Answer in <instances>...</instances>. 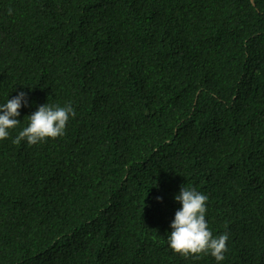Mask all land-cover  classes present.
<instances>
[{
	"label": "trees",
	"instance_id": "16d2710c",
	"mask_svg": "<svg viewBox=\"0 0 264 264\" xmlns=\"http://www.w3.org/2000/svg\"><path fill=\"white\" fill-rule=\"evenodd\" d=\"M18 91L0 264H217L168 245L184 184L220 264H264V0H0V103ZM47 102L65 134L13 143Z\"/></svg>",
	"mask_w": 264,
	"mask_h": 264
},
{
	"label": "clouds",
	"instance_id": "9594fccd",
	"mask_svg": "<svg viewBox=\"0 0 264 264\" xmlns=\"http://www.w3.org/2000/svg\"><path fill=\"white\" fill-rule=\"evenodd\" d=\"M28 94L18 91L15 96L6 98L0 103V140L9 138L10 129L20 125V109L28 106ZM75 116L70 103L63 106L49 102L37 106L36 110L27 115V125L22 127L12 142L19 144L25 141L35 145L46 138H56L65 134L67 122ZM161 199L162 197H158ZM174 199L180 203L171 221V231L168 232L169 247L185 257L198 254H210L217 264L225 260L227 252V232L213 235L206 221L208 195L191 186L182 185Z\"/></svg>",
	"mask_w": 264,
	"mask_h": 264
},
{
	"label": "water",
	"instance_id": "95a60500",
	"mask_svg": "<svg viewBox=\"0 0 264 264\" xmlns=\"http://www.w3.org/2000/svg\"><path fill=\"white\" fill-rule=\"evenodd\" d=\"M253 1V0H252Z\"/></svg>",
	"mask_w": 264,
	"mask_h": 264
}]
</instances>
